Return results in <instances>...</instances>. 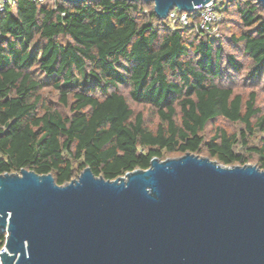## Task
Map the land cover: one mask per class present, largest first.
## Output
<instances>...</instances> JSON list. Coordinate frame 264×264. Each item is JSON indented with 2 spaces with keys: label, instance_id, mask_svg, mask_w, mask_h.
Listing matches in <instances>:
<instances>
[{
  "label": "trees",
  "instance_id": "trees-1",
  "mask_svg": "<svg viewBox=\"0 0 264 264\" xmlns=\"http://www.w3.org/2000/svg\"><path fill=\"white\" fill-rule=\"evenodd\" d=\"M232 10L248 28L231 35L250 60L247 77L264 76V7L229 0L220 8L224 16ZM218 40L193 27L172 29L151 1L16 0L13 11L0 12V173L26 168L64 184L80 159L79 171L88 166L114 179L147 168L162 150L202 147L223 165L247 163V150L264 169V112L254 91L245 97L221 81V61L235 72L243 67L233 53L222 55ZM50 83L68 115L42 98ZM127 97L153 107L156 128ZM216 117L240 122L239 135L216 127L204 140L202 130ZM256 133L257 144L248 145ZM4 241L0 230V248Z\"/></svg>",
  "mask_w": 264,
  "mask_h": 264
},
{
  "label": "water",
  "instance_id": "water-1",
  "mask_svg": "<svg viewBox=\"0 0 264 264\" xmlns=\"http://www.w3.org/2000/svg\"><path fill=\"white\" fill-rule=\"evenodd\" d=\"M145 1L164 19L208 0ZM0 230L2 264H264V169L186 151L114 179L3 172Z\"/></svg>",
  "mask_w": 264,
  "mask_h": 264
},
{
  "label": "rangeland",
  "instance_id": "rangeland-1",
  "mask_svg": "<svg viewBox=\"0 0 264 264\" xmlns=\"http://www.w3.org/2000/svg\"><path fill=\"white\" fill-rule=\"evenodd\" d=\"M53 1H46L45 5H53ZM143 12L147 13L150 9L149 3L144 2L142 5ZM13 11V9H12ZM164 21L167 22V19L164 18ZM216 38L212 40H218L221 45L222 55L225 53H233L235 57L242 63V69L238 72L232 70L229 65L225 61H221V81L224 83H230L236 92L241 93L243 96H247L248 92L254 91L256 93V105L261 108V111L264 112V76H256L254 78L247 77L249 74L248 70L250 67V60L249 58L243 54L241 44L240 43H233L231 41L232 34H239L240 32L248 29L244 27L241 23L239 16L237 15L236 11L232 10L230 13L224 16L223 13L220 14V20L216 24ZM42 98L45 100L46 103L51 105L52 107L59 110L62 114H69L68 105L62 104L58 97L59 93L54 87H52L51 83L46 84L43 86L40 91ZM129 105L132 109L137 112L140 111L143 115L144 124L154 129L159 123L158 115L156 114L153 107L145 103H137L129 99L127 97ZM216 127H221L226 130L228 133L236 132L237 136L239 135V130L243 128V125L240 122H231L222 117H216L215 119L209 121L205 128L202 130L201 135L203 136L204 140L210 138L212 133L214 132ZM259 138V133L255 135H250L248 137V145L257 144ZM236 150L240 151V147L236 146ZM243 155L249 158L247 163L255 164V155L251 154L247 150L242 152ZM200 156H208L204 147L195 153ZM181 153L177 150L173 151H161L160 159H164L167 157H177L180 156ZM214 159V158H212ZM73 160V159H72ZM215 160V159H214ZM80 159H76L72 161L73 164V178H75L79 173L78 163ZM221 164V163H220ZM240 164L238 162H234L231 165ZM256 165V164H255Z\"/></svg>",
  "mask_w": 264,
  "mask_h": 264
},
{
  "label": "built area",
  "instance_id": "built-area-1",
  "mask_svg": "<svg viewBox=\"0 0 264 264\" xmlns=\"http://www.w3.org/2000/svg\"><path fill=\"white\" fill-rule=\"evenodd\" d=\"M38 4H45L48 0H31ZM53 1L54 0H49ZM229 0H208L205 3L195 4L191 11L178 10L172 8L169 10L167 22L172 29L180 27H193L195 30L210 39H215L217 34L216 24L220 20V8ZM16 0H0V12L4 11L7 6L14 8ZM3 246L0 248L2 251ZM0 264L1 260H0Z\"/></svg>",
  "mask_w": 264,
  "mask_h": 264
}]
</instances>
